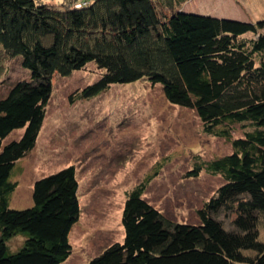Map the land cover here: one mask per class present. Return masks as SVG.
Returning a JSON list of instances; mask_svg holds the SVG:
<instances>
[{
  "label": "trees",
  "instance_id": "1",
  "mask_svg": "<svg viewBox=\"0 0 264 264\" xmlns=\"http://www.w3.org/2000/svg\"><path fill=\"white\" fill-rule=\"evenodd\" d=\"M186 2L0 0V52L30 74L0 99V264H63L72 253L81 213L73 167L37 179L32 206L13 209L10 200L54 79L90 66L101 74L76 98L146 80L170 104L194 110L205 133L233 151L189 174L205 170L224 182L199 210L198 224L170 221L136 191L124 210L123 243L89 264H264V21L188 12ZM237 128L242 135L234 138Z\"/></svg>",
  "mask_w": 264,
  "mask_h": 264
},
{
  "label": "rangeland",
  "instance_id": "2",
  "mask_svg": "<svg viewBox=\"0 0 264 264\" xmlns=\"http://www.w3.org/2000/svg\"><path fill=\"white\" fill-rule=\"evenodd\" d=\"M46 1L62 5V0ZM186 1L183 9L211 16L239 11V4L251 20H237L264 21V0H237L238 7L217 4L220 0ZM100 74L90 66L86 72L54 79L36 147L14 173L18 188L10 206L25 209L32 206L37 179L74 168L81 213L70 235L72 253L63 264H89L108 247L123 243L124 210L136 191L170 221L198 224L199 210L224 182L205 170L197 178L189 174L198 164L233 151L225 139L205 133L194 110L170 104L162 88L146 80L111 86L97 98H76ZM29 78L20 59L0 52V99ZM71 97L76 99L72 102ZM241 133L237 128L234 138ZM21 135L11 134L5 143ZM224 218L228 225L230 219Z\"/></svg>",
  "mask_w": 264,
  "mask_h": 264
},
{
  "label": "crops",
  "instance_id": "3",
  "mask_svg": "<svg viewBox=\"0 0 264 264\" xmlns=\"http://www.w3.org/2000/svg\"><path fill=\"white\" fill-rule=\"evenodd\" d=\"M244 2H245V0H244ZM218 3L221 4V5H224V6L226 4H228V5L230 4L232 7H238L239 6L240 10L238 11V10L233 9V11H231V12H225V14H222V16H220V15H216V16H218V17L236 18V19H239L240 17L244 16L246 19L251 20V19H249V17H247L243 13V8L237 3V0H233V1L220 0L219 2H217V4ZM236 3L238 4V6L236 5ZM237 12H239V13H237Z\"/></svg>",
  "mask_w": 264,
  "mask_h": 264
}]
</instances>
